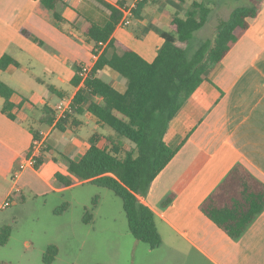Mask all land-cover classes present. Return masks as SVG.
<instances>
[{
	"label": "crops",
	"instance_id": "crops-1",
	"mask_svg": "<svg viewBox=\"0 0 264 264\" xmlns=\"http://www.w3.org/2000/svg\"><path fill=\"white\" fill-rule=\"evenodd\" d=\"M194 1L204 0H151L141 19L132 20L129 27H117L113 36L116 51L121 53L124 45L153 62L163 44L161 33L170 22L165 12L185 16ZM163 2L173 10L163 7ZM207 2L221 4L219 11L232 8L227 4L230 2ZM57 11L65 22H55L53 12L41 0H0V59L9 55L18 63L0 70V80L15 91L11 97L15 106L11 111L13 119L3 111L5 100L0 96V206L9 203L0 212L24 204L27 193L47 197L89 184L70 174L68 159L80 160L89 150V139L94 134H113L112 130L106 134L96 131L95 128L106 130L107 126L87 112L74 114L65 131L57 129L56 122L52 126L45 124L47 130L31 124L34 114L44 124L46 106L54 110L63 100H73L84 87L82 81L73 85L78 67L93 68L98 60L85 42L87 22L78 11L103 22V9L91 0H61ZM249 24L242 38L212 71L211 81L200 86L170 124L165 142L172 149H180L153 181L147 196L141 198L154 211L163 241L157 250L148 248L144 255L147 260L156 253L181 258V264H264V212L235 241L200 209L237 164H243L264 183V0L258 16ZM114 51L109 49L108 56ZM98 76L120 92L127 88L126 80L110 68L101 70ZM53 95L58 98L55 104L50 102ZM33 131H39L43 148L47 146L48 151L39 169L22 168L35 141ZM133 147L131 144L129 149ZM58 173L73 184L60 185L55 178ZM174 191L178 195L173 203L162 208L161 202ZM140 247L141 242L135 239L133 263Z\"/></svg>",
	"mask_w": 264,
	"mask_h": 264
},
{
	"label": "trees",
	"instance_id": "trees-1",
	"mask_svg": "<svg viewBox=\"0 0 264 264\" xmlns=\"http://www.w3.org/2000/svg\"><path fill=\"white\" fill-rule=\"evenodd\" d=\"M91 1L106 13L103 22L78 13L87 22L85 42L98 60L83 89L72 100V112L57 121L55 109L46 106L44 124L52 126L56 122L57 129L65 131L74 114L87 112L113 131L111 135L94 134L89 139V150L80 160L68 159L69 172L80 182L110 190L120 198L130 233L154 251L161 247L162 236L154 211L141 198L147 196L153 181L180 149H172L165 142L170 124L200 86L211 81L212 71L249 29V20L258 16L263 0L233 9L229 18L218 25L213 38L198 39L195 36L207 25L212 12L207 0L190 4L185 17L165 12L170 22L168 29L161 33L163 44L153 62L124 45H121L122 52H117L113 37L123 19L122 8L135 2L132 20H139L151 0H116L115 4L105 0ZM60 2L41 0L42 5L53 12L57 23L66 21L57 11ZM25 34L32 37L28 32ZM34 40L42 44L38 38ZM109 49L115 50L111 57L108 56ZM10 66H18V63L4 55L0 59V70L6 71ZM105 68L126 80L124 92L99 78V72ZM80 72L81 67H78L74 86L81 82ZM14 93V89L0 80V96L5 100L3 111L12 119L11 111L15 106L11 97ZM33 135L40 139L39 131H33ZM125 140L134 147L128 149ZM47 151L45 146L35 169L43 164ZM55 178L64 187L73 184L62 174H56ZM177 195L178 191L169 194L161 207L170 206ZM69 207L65 203L55 213L62 214ZM200 209L230 238L238 241L264 212V183L243 164H237ZM92 219L91 212L87 211L83 222L88 224ZM13 230L11 224L1 227L0 247L9 244ZM59 251L58 246L50 245L43 254V263L53 264ZM0 264L13 263L2 261Z\"/></svg>",
	"mask_w": 264,
	"mask_h": 264
},
{
	"label": "rangeland",
	"instance_id": "rangeland-1",
	"mask_svg": "<svg viewBox=\"0 0 264 264\" xmlns=\"http://www.w3.org/2000/svg\"><path fill=\"white\" fill-rule=\"evenodd\" d=\"M175 1L181 3L180 0ZM217 1L230 2L227 4L232 8L219 11L221 4L217 6L214 3L213 6L212 3L207 2L212 9L213 18L210 17V23L208 22L209 24L196 33V38H213L218 25L224 18L227 19L231 9L253 5L259 0ZM162 6L173 10L172 6L165 2ZM57 100L58 98L53 95L50 102L55 104ZM36 116L38 114L33 115L31 124L36 128L47 130L46 125L40 124ZM95 129L105 134L111 131L109 127H106V130ZM56 134L59 133L56 131ZM126 145L128 149L131 148L128 141ZM65 203L70 205L68 211L56 214L55 211ZM87 211L91 212L93 218L88 224L82 219ZM2 224H11L14 230L9 244L0 247V262L44 264L41 254L50 244L60 249L53 264H147L153 261L181 264L182 262L181 258L166 257L165 254L156 253L147 260L144 255L149 247L141 242L133 263L131 249L135 239L128 231V221L122 209L121 199L110 190L92 184H84L64 194H51L47 197L36 198L32 193H27L24 204L11 206L0 212V227ZM26 249H31V252Z\"/></svg>",
	"mask_w": 264,
	"mask_h": 264
},
{
	"label": "built area",
	"instance_id": "built-area-1",
	"mask_svg": "<svg viewBox=\"0 0 264 264\" xmlns=\"http://www.w3.org/2000/svg\"><path fill=\"white\" fill-rule=\"evenodd\" d=\"M135 9V2L131 3L129 5H126L124 8H122L123 12V19L120 22L119 26L120 27H129L131 22H132V17H133V10ZM92 68L87 65L81 66V81L84 83L87 77L89 76ZM55 112H56V120H60L65 117V115L69 112H72V100H63L60 102L56 107H55ZM42 148H43V140L40 139H35L29 155L25 157V160L22 164V168L25 167H31L35 168V165L38 162V158L41 156L42 153ZM17 192H20V190H17ZM9 206V203L6 202L0 208L4 209Z\"/></svg>",
	"mask_w": 264,
	"mask_h": 264
}]
</instances>
